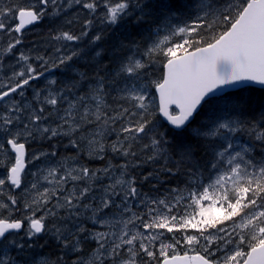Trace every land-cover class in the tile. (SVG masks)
<instances>
[{"label": "snow or ice", "instance_id": "1", "mask_svg": "<svg viewBox=\"0 0 264 264\" xmlns=\"http://www.w3.org/2000/svg\"><path fill=\"white\" fill-rule=\"evenodd\" d=\"M39 5L0 0V32L20 33L46 15L49 5L55 13L76 5L86 13L83 30L62 32L63 39L79 41L99 21L148 25L150 43L142 55L136 47L133 55L121 56L112 71L104 66L91 79L80 74L64 88L37 89L31 105L24 89L43 73L19 54L18 62L27 67L17 63L20 70L10 69L0 87V153L8 158L0 189L6 182L21 187L26 144L38 135L49 141L67 138L77 151L84 146L90 157L105 161L110 154L111 159L97 169L76 160L71 167L33 173L37 183L25 190L30 202L24 205L31 215L15 219L0 213V264H51L36 251L44 247L36 237L47 233L71 264H139L141 255L146 264H264V111L257 114L242 95L253 84L264 88V0H228L222 6L214 0H39ZM100 39L97 34L92 42ZM20 43L16 38L3 51L7 55ZM125 47L132 51L121 42ZM79 55H61L58 63ZM157 57L163 58V74L150 80L148 69ZM209 100L214 103L202 114ZM46 106L53 110L48 115ZM157 115L167 131L159 130ZM50 120L55 126H48ZM41 155L51 163L57 152L33 160ZM160 160L162 167L144 175V181L184 177L183 187L168 189L163 199L142 192L131 175L141 163ZM41 178L49 185L42 191ZM8 201H0V209L18 204L15 196ZM50 217L56 221L51 227ZM162 230L183 233L184 245H202L205 255L177 254L181 241L165 242ZM92 242L95 247L85 251ZM217 252L223 255L213 259ZM56 264L68 261L58 257Z\"/></svg>", "mask_w": 264, "mask_h": 264}, {"label": "rangeland", "instance_id": "2", "mask_svg": "<svg viewBox=\"0 0 264 264\" xmlns=\"http://www.w3.org/2000/svg\"><path fill=\"white\" fill-rule=\"evenodd\" d=\"M15 1H17V0H15ZM17 2H18L17 4H19L21 6H35L37 8L40 6L39 5V0H18ZM51 10H52L51 9V6L49 5L47 14L44 15V16H42V17H44V18H48V16L50 17L49 19L53 23V26H55L59 30V31H57V34H55V35H57L56 37L60 36L59 35L60 33L65 32L67 30L68 31L70 30L69 31L70 33L74 30L72 32V34H74L77 31V29H78V31L80 30L79 33H78V31L76 32V35H79L82 32V30H83V21L86 18V13H85V11L83 9H81L80 7H78L76 5H73L71 8H68L66 11H64L65 14H66L65 17H67V18H62L63 20H61V24H60L59 27L56 26V24L58 23L57 21L59 20V17H58L59 13H55L53 10L52 11ZM80 11H82L83 13L82 12L80 13ZM61 13H63V12H61ZM84 14H85V16H84ZM68 17L70 18V22H68V20H67ZM62 21H63V23L65 21L64 24L68 28L69 27L70 28L69 29L67 27H62L61 28V26L64 25L62 23ZM8 22L11 23V21H8ZM40 23H41V21L38 22V23L33 24L32 26H30V28H28L26 31L22 32L21 34H17L16 32H12V33L0 32V41H1V47H2V49H1L2 53L0 54V87H2L5 83H7V76L6 75L10 74L9 73V70L10 69H15L16 71H19L20 70L19 67H16L17 63H19L21 65V67H27V65L24 64V62H18V60H17V58H18V56H19V54L21 52L22 53H25L26 56L29 55L28 57L30 59L29 62L31 63V66L33 68H35L37 72H39L38 71L39 63H38V60L36 59V56H38V52H36L37 50L36 49H33L30 46V45H33V43H30V42H27V41H30V39H28L29 38V35L31 36V35H33L35 33H39L40 32L39 30H41V28H42V26H41ZM98 25H99V27H98ZM101 27L105 29L107 27V25L101 24L99 21H96L93 24L92 28L89 30L88 35L87 36H83L82 39L79 40V41H67V40L63 39L62 36H60L59 39L54 38V37H49V38H46L44 40V42L42 43V45H45V46H53L55 48V49H53V51H56L57 49L61 50L60 54H63L64 53V51H65L64 46H66V45H69L73 50H74V48H75V50H78L77 48H79L81 45H84L90 51V52H88V54L93 57L92 63L88 64L83 59H81V57H80L81 60H79V63L81 62L82 64H85V66L90 67L93 64H95L96 61H97V58L93 55L96 52H99L100 53V55L97 56L98 58L101 57V55H102L103 52L105 53L104 54V57H107L108 56V57H111V58H116L118 56V51L120 50V44H121V42H123L124 45H126V46H131L132 47V45H131L132 43L131 42L132 41H135L139 45L144 46L143 51L140 53L142 55L145 52L146 44L147 43H150V41H147L146 40V34L139 35V37H138L139 39H137V37L134 36L135 30H133L130 33V35H128V33H126L128 35L127 37H119V39L115 42V44H117V48H114L113 47L112 49H110L112 47V45L114 44V42H107V41H105L107 39H100L99 41H96L95 43L92 42L93 41V37H95L97 34H99V31L102 29ZM16 38H19L21 40V43L19 45H17L12 50L11 53H8L6 55V58L4 60H2L3 57L5 56V52L3 50L6 49L7 48V45L9 43H12ZM69 42H71V43L68 44ZM19 47L20 48L23 47L24 48L23 49L24 51L18 52V48ZM28 47H29V49L31 47V49H30L31 51L28 49ZM133 48H136V47L133 46ZM27 49H28V51H27ZM14 50L16 51L15 54L13 53ZM28 52L31 53V54H29ZM68 52H70V51L68 50ZM121 52H122V50H121ZM134 52H135V50H134ZM32 53H33V55H32ZM68 54H71V53H67L66 52L65 55H68ZM131 55H133V54H131ZM71 62L72 61H70L68 64H65V65H62V66L59 67L58 71L60 73V76H62V78H66L68 80L72 79V72L73 71H71L67 75L63 76V73H64L65 68L66 69L69 68ZM145 62H147V61H145ZM2 64H3V66H2ZM98 65L101 66V68H103V66L105 65V63L102 64V63L99 62ZM152 65L154 67L153 70L152 71H149L148 70L149 78H150V80H158L161 77L159 75V70L156 67V65L154 64V62H153ZM49 66L50 67H53V66L56 67V65L53 64V63H50ZM99 66H95V69L97 70L99 68ZM71 69L77 70L78 67H77V65L75 63H73V65H71ZM54 79H55V75L53 74V75L48 76V77L46 75L41 76V78L38 79V80H43V82H46V80H47V81L51 82V81H54ZM38 80H34L32 82H35V81H38ZM32 82L29 85L30 88H32V91L30 93L28 92L29 86H26L25 89H24L25 99H27L29 101V104L30 105H31V102H33V99H34L33 94L36 91V90L33 89ZM62 88H64V87H62ZM153 91H154V89H153ZM152 95L153 96H156L155 91H154V94L152 92ZM14 98L18 99L19 98V94L18 93L15 94ZM11 99H13V97L8 98L5 101V103H10L11 102ZM2 107H3V105L0 104V108H2ZM58 107H60L61 110L63 109V106H61V105H59ZM52 111H53L52 108L50 106H47L45 108V115H48V113L49 112H52ZM53 119H55V115H53ZM48 126H55V125L50 120L48 122ZM39 138H42V137L38 135L35 140H39ZM114 139H115V136H112V137L109 138V141L114 140ZM27 144H30L31 145L32 144V140H31V143L28 141ZM33 144L34 145H37L34 142H33ZM59 145L60 144L57 143L56 144V147H58ZM59 147H61V149H59V150L56 151L57 152V156L55 157L54 160H51V163H49V160L51 158L50 157H45L43 155H41L40 160H33V157L34 156H36L38 154H43V152L42 151H39L37 149H34V148H32V149H30V151H28V147H27V156H26L27 159H26V161L27 162L29 161V164H28L29 167H28V169L24 173V179H23V183H22L21 187L19 189H15L12 186H10V184H8L6 182V184L4 186H2V189H0V192H1V194H0V201H2L3 203H9L8 197L9 196H15L17 198V200H18V204L16 206H11L9 204V208L8 209H0V213H3L4 211H10V210L12 212H14V213L17 211L16 213H18L21 210V208H22L23 213L20 212V216L21 217H24V216L25 217H29L31 215V213L25 209L24 205H25L26 202H30V197L27 196V195H25V190L30 189V186H31L32 183H37V179H36V177L33 176V173H37V172H41L42 173L45 170L49 169L50 167H55V166H58L60 164H67V166L71 167V166H73V162L76 161V160H78L79 163H80V165H82L81 159H79L78 157H75L74 159H73V156L68 157L69 159L62 158L64 156L61 155V152H63L64 149H63L62 146H59ZM85 154H87V149H86ZM7 161H8L7 156H5V154L2 153V156H1V159H0V179H6V176H7V172H6ZM93 161H95V160H92V162ZM142 164L143 163H141V165ZM144 169L147 172H151L149 170L147 164L145 165ZM38 183L41 186V188H40L41 191H42L43 187H48L49 186L48 185V182L45 181V180H43L42 178L39 180ZM67 187L70 188L71 185H69ZM138 188H140L142 192L148 194L151 197H157V198L163 199V198H165V196L169 195V193L167 192V190L168 189H171L173 187H168L164 191H159L160 190L159 186L157 184L153 183L151 185H148V186H145V187H138ZM158 191L160 193H158ZM53 203H54V201H53ZM49 207H51V205H49ZM134 210L135 211H138V212H143L144 211V209L139 208V207L135 208ZM37 214L38 215H43L44 213L41 210ZM5 216H7V215H5ZM50 220L51 219L49 218L48 222ZM162 231H164V230H162ZM43 235L45 237H51L52 238V234L51 233H47V234H43ZM183 235L184 234L183 233H180V232H175L174 231L173 233H168V232L164 231V241L167 242V243H174L175 240L181 241V243L179 245H177V249H176L177 254L180 253V251L184 250V252H187V253L199 252V253H202V254L205 255V253L203 251V246L202 245L199 246V247L192 246L191 248L185 246L184 243H183ZM36 240H37V238H36ZM53 242L55 244V247L53 248V250H54L55 253L53 254L52 251H51V253H49V255L52 256L53 258H58L60 256V253L59 252H60L61 249L57 247V244H56L57 241L53 240ZM87 247H89V249L94 248L95 247L94 242H92L90 244H87ZM157 248H158V245H157ZM222 255H223L222 252H217L216 253V256L213 257V259H218ZM41 256H43V255H41ZM50 256H47V258L50 260V262L52 261L51 264H53L54 263V260H52V258ZM157 256H158V251H157ZM62 261H65V260H62ZM147 261H148V258L147 257H145L143 255L140 256V258H139V264H146ZM156 261H152V262H150V264H153V262L156 263ZM68 264H71V261Z\"/></svg>", "mask_w": 264, "mask_h": 264}, {"label": "bare ground", "instance_id": "3", "mask_svg": "<svg viewBox=\"0 0 264 264\" xmlns=\"http://www.w3.org/2000/svg\"><path fill=\"white\" fill-rule=\"evenodd\" d=\"M18 1V0H17ZM17 1H15V0H7V2L8 3H10V4H17L18 2ZM21 2V1H20ZM52 11V10H51ZM82 11H80V13H81ZM83 13V12H82ZM66 16V14H65V12H63V13H59V15H58V17H59V20L56 22L57 24H56V26L57 27H59L60 26V24H61V20H63L62 18H67V17H65ZM84 16H85V14H84ZM50 17L48 16V18H44V17H41V19H40V21H41V26H42V28H41V30H39L40 32L39 33H35V34H33V35H29V38L28 39H30V41H27V42H30V43H33V45H30L33 49H36L37 51L36 52H38V56H36V58L37 57H42L43 59H37L38 60V63H39V66H38V71L39 72H41V73H43V75L42 76H44V75H46L47 77H48V75L50 74V73H52L53 72V69H52V67H50L49 66V64L50 63H56V67L57 68H59L60 66H62V65H60L59 63H58V61H59V58H60V56L61 55H65L66 54V52L67 53H72V52H79V53H81V56L79 55V56H76V57H74L73 59H72V62H71V64H70V66H69V68H67L66 70H64V73H63V76H65V75H67L69 72H71V71H73L72 72V79H70V80H68V79H66V78H62V76H60V78H59V80L54 84V85H52L51 86V88L49 89L48 88V86H49V81H47L46 80V82H43V80H38V81H35V82H32V85H33V89L34 90H37V89H41V90H44V89H48L49 91H53V90H57V89H61L62 87H65L66 85H68L69 84V82L70 81H79L80 79H81V76H80V74H87V76L89 75V77H87V79H91V78H93L94 77V75H95V73H96V69H95V66H99L98 65V63H99V61L101 60V57L102 56H104V52L102 53V55H101V57L100 58H98L95 54H93L96 58H97V61H96V63L95 64H93L92 66H90V67H87V66H85V64H82L81 62L79 63V60H81V59H83L85 62H87L88 64H90V63H92V59H93V57L92 56H90L89 54H88V52H90L89 50H88V48L86 47V46H84V45H81L79 48H77L78 50H75V48H74V50L69 46V45H66V46H64V48H65V51H64V53L63 54H60V52H61V50H60V52L58 53L57 52V50L56 51H53V49H55L53 46H45V45H42V43L44 42V40L46 39V38H49V37H54V38H56V36L57 35H55V34H57V31H59L55 26H53V23L50 21V19H49ZM65 20V19H64ZM68 22H70V18L68 17ZM74 20V19H73ZM76 20V19H75ZM39 21V22H40ZM77 22V21H76ZM35 23V22H34ZM33 23V24H34ZM62 23H63V21H62ZM64 23H65V21H64ZM63 23V24H64ZM33 24H31V25H33ZM68 24V23H67ZM98 24V23H97ZM107 26H109V25H107ZM62 27H67L65 24L64 25H62L61 26V28ZM73 27V26H72ZM98 27H99V25H98ZM97 27V28H98ZM110 28H116V29H118L117 30V32H116V34L115 35H111V34H109L106 38H104V39H107V40H105V41H107V42H116L118 39H119V37H127L128 35H130V33L133 31V30H135V32L136 33H138V34H146V32L148 31V29L147 30H142L141 31V26L140 27H133V26H130V25H124V24H121L120 26H119V28H118V26H109ZM143 27H145V26H143ZM149 27V26H148ZM153 27V26H152ZM68 28V27H67ZM70 28V27H69ZM68 28V29H69ZM102 28V27H101ZM68 31V30H67ZM70 31V30H69ZM68 31V32H69ZM74 31V30H73ZM72 31V32H73ZM77 31H78V29H77ZM76 31V32H77ZM80 31V30H79ZM79 31H78V33H79ZM93 31V30H92ZM71 32V33H72ZM76 32L74 33V34H76ZM140 32H142V33H140ZM149 32V31H148ZM126 33H128V35L126 34ZM55 35V36H54ZM26 39V38H25ZM25 41V40H24ZM71 42H69L68 44H70ZM28 44V43H27ZM74 44V43H73ZM132 45V51H129V48L128 47H125V48H123V49H121L120 48V50L118 51V56L116 57V58H111V57H104L105 58V60H106V62H105V65L104 66H107L108 67V70L109 71H112L113 69H115L116 68V65H117V62H118V60L120 59V57L121 56H124V55H131V54H134L135 52H134V50H135V48H133V46H135V47H139V49H140V53L143 51V48H144V46H141V45H139L138 43H136L135 45H133V44H131ZM79 46V45H78ZM31 47H30V49H31ZM75 47V46H74ZM20 48V47H19ZM28 49H29V47H28ZM28 49H27V51H28ZM29 49V50H30ZM68 50L70 51V52H68ZM121 50H122V52H121ZM22 51H24V50H22ZM26 51V50H25ZM31 51V50H30ZM29 51V52H30ZM18 52H21L20 50H18ZM17 52V53H18ZM28 52V53H29ZM35 52V53H36ZM13 53L15 54L16 53V51L14 50L13 51ZM123 53V54H122ZM25 54V53H24ZM29 54H31V53H29ZM32 55H33V53H32ZM29 56V55H28ZM80 57H81V59H80ZM30 60V59H29ZM32 61V60H31ZM36 62V61H35ZM73 63H75L76 65H77V67H78V69L77 70H74V69H71V65H73ZM5 64V63H4ZM103 64V63H102ZM2 66H3V64H2ZM103 66V67H104ZM92 69V71H91V69ZM99 68H101V66H99ZM153 65H152V67L150 68V69H148L149 71H152L153 70ZM157 69V68H156ZM158 70H159V68H158ZM158 74V73H157ZM100 75H104V73L103 72H100ZM7 76V75H6ZM45 78V77H44ZM45 80V79H44ZM4 81V80H3ZM84 87H87V85L85 84L84 85ZM37 88V89H36ZM32 91V88H30V86H29V89H28V92L30 93ZM155 94H156V96L158 95L156 92H155ZM31 104H32V102H31ZM61 106H63V108L64 107H66V105H61ZM47 107V106H46ZM36 141V142H35ZM30 143H31V140L29 141ZM33 142L34 143H36L37 145H34L33 144ZM57 143H59L60 145L59 146H62L63 147V152H61V155L62 156H64V157H62V158H67V159H69L68 157H71V156H73V159L75 158V157H78L79 159H81V162H82V165L83 166H87V167H89V168H91V169H97V168H102L104 165H105V163L107 162V160H110L111 159V155L109 154V156L106 158V160L105 161H101L100 159H98V158H95V157H89L87 154H85V152H86V147H84V146H82L81 147V149L79 150V151H77V150H75L72 146H71V144L69 143V140L67 139V138H63V139H59V138H54V139H52L51 141H49V140H47V139H44V138H39V140H32V144L30 145V144H26V148L28 147V151H30V149H32V148H34V149H37V150H39V151H42L43 153H50V152H52V151H57V150H59V149H61V147H56V144ZM1 156H2V153H0V159H1ZM27 159V158H26ZM92 160H95V161H93L92 162ZM113 163H118L119 162V160H115V161H112ZM29 161L27 162V165H26V170L28 169V167H29ZM147 163H143L140 167H139V169L142 171V172H144L146 175L149 173V172H147L145 169H144V167H145V165H146ZM152 172H153V170H152ZM131 175H134L135 176V173H134V169L133 170H131ZM165 180H167L168 182V184L169 185H173V181H172V179H170V178H165L164 180H163V182L165 181ZM151 182H156L155 180H150ZM163 182L161 181L160 183H155V184H157L158 186H159V188H160V190L159 191H164L165 189H167L168 187H170V186H167V185H163ZM69 185H71V182H69V184L67 185V186H69ZM137 186L138 187H141V185L139 184V183H137ZM158 191V193H160ZM0 194H1V192H0ZM17 212V211H16ZM15 212V213H16ZM20 212L21 213H23V211H22V208H21V210L15 215V216H12L13 218H16V219H18L19 217H21L20 216ZM3 215H9L8 213H7V211H4L3 212ZM60 215H63V213H60ZM50 221L48 222V225H49V227H51L54 223H56V221L53 219V218H51L50 217ZM37 241H38V245H45L46 243H48V242H51L52 244H53V246H52V248L51 249H49V247H43L42 249L39 247V246H37V248H36V251H37V253H39L40 255H48V256H50L49 255V253H51V251H52V253L54 254L55 252H54V250H53V248L55 247V244H54V242H53V239L51 238V237H45L44 235H42V236H40V237H38L37 238ZM90 249H89V247H87V245H85V251H89ZM60 256L59 257H61L62 258V260H65V261H68V263L70 262V260H68V257H64V256H62V251L60 250ZM51 258H52V260H54L55 262L57 261V258H53L52 256H50ZM52 262V261H51Z\"/></svg>", "mask_w": 264, "mask_h": 264}, {"label": "trees", "instance_id": "4", "mask_svg": "<svg viewBox=\"0 0 264 264\" xmlns=\"http://www.w3.org/2000/svg\"><path fill=\"white\" fill-rule=\"evenodd\" d=\"M211 22V21H210ZM145 26V27H143ZM153 26V29L155 28V25H152ZM147 30L149 31V27L148 25H141V31L142 30ZM219 29H217L218 31ZM146 32V37L149 35V32ZM142 33V32H140ZM202 35H208L209 33H207L206 31H202L201 32ZM140 34H137L136 32L134 33V36L137 37V39H139ZM117 48V44H114L112 45L111 48ZM104 61L106 62V60L104 59ZM163 61V58L162 57H157L154 61V64L156 65V67L159 65V63L161 64ZM159 70H161V65L160 67H158ZM91 69V68H90ZM92 71V69H91ZM86 75V78L89 77V75L87 76ZM153 94H154V91L152 90ZM242 95L245 97V98H250L251 102H252V107L254 109H256V113L258 114L259 112L261 111H264V90H261V89H256V88H252V90H246L242 93ZM109 103H111V100H109ZM213 100H209L207 103H205L203 105V108L201 109V113H205L207 112L209 109H210V106L213 105ZM222 103L223 102H220L221 106H222ZM155 120L158 122V128L160 131L164 132V131H167L168 130V125L165 124L161 118L157 115L155 116ZM242 140L245 141L246 138L244 137H241ZM255 155H259V152L257 151L256 153H254ZM165 162L163 160H160L159 163L157 164H154V163H147V166L149 168V170L152 172V170L154 169H159L162 167V165L164 164ZM134 173H135V176L137 177V181L138 183L141 185V187H145V186H148V185H151L153 183H157V182H151L150 180L149 181H144L143 180V176L146 175L144 172H142L139 167L138 168H135L134 169ZM165 178H170L172 179L173 181V185H169L168 183H164L163 180ZM184 180V177L183 176H165V175H161L160 176V182L162 181L163 182V185H167V186H170V187H183V184L181 183L182 181ZM53 246V244L51 242H48L44 245V247H49V249H51Z\"/></svg>", "mask_w": 264, "mask_h": 264}, {"label": "flooded vegetation", "instance_id": "5", "mask_svg": "<svg viewBox=\"0 0 264 264\" xmlns=\"http://www.w3.org/2000/svg\"><path fill=\"white\" fill-rule=\"evenodd\" d=\"M56 63H57V62H56ZM56 63H54V64L56 65ZM52 69H53V72H54V73L52 72V73H50L48 76H51V75L54 74V75H55V79H54V81L57 82V81L59 80V78H60V73H59V71H58L59 68H56L55 66H53ZM65 70H66V68H65ZM26 150H27V148H26Z\"/></svg>", "mask_w": 264, "mask_h": 264}, {"label": "water", "instance_id": "6", "mask_svg": "<svg viewBox=\"0 0 264 264\" xmlns=\"http://www.w3.org/2000/svg\"><path fill=\"white\" fill-rule=\"evenodd\" d=\"M26 26H27V25H26ZM26 26H25V27H26ZM192 256H195V255H192ZM192 264H197V262H196V261H192Z\"/></svg>", "mask_w": 264, "mask_h": 264}]
</instances>
